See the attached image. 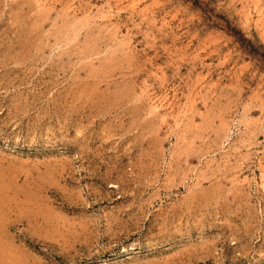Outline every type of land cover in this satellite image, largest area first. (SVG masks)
Segmentation results:
<instances>
[{
  "label": "rangeland",
  "instance_id": "374dc122",
  "mask_svg": "<svg viewBox=\"0 0 264 264\" xmlns=\"http://www.w3.org/2000/svg\"><path fill=\"white\" fill-rule=\"evenodd\" d=\"M0 264H264V0H0Z\"/></svg>",
  "mask_w": 264,
  "mask_h": 264
},
{
  "label": "trees",
  "instance_id": "16d2710c",
  "mask_svg": "<svg viewBox=\"0 0 264 264\" xmlns=\"http://www.w3.org/2000/svg\"><path fill=\"white\" fill-rule=\"evenodd\" d=\"M242 38H243V40H247V41H249L250 43H252L251 40L246 39L245 37H243V35H242Z\"/></svg>",
  "mask_w": 264,
  "mask_h": 264
}]
</instances>
